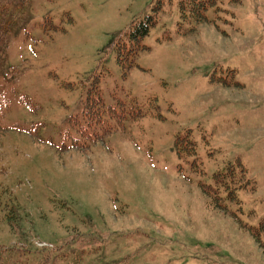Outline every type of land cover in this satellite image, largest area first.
<instances>
[{
    "label": "rangeland",
    "instance_id": "374dc122",
    "mask_svg": "<svg viewBox=\"0 0 264 264\" xmlns=\"http://www.w3.org/2000/svg\"><path fill=\"white\" fill-rule=\"evenodd\" d=\"M179 1L0 0V264H264V0L182 32ZM155 13L124 77L115 45ZM96 75L146 111L102 139L77 123Z\"/></svg>",
    "mask_w": 264,
    "mask_h": 264
},
{
    "label": "trees",
    "instance_id": "16d2710c",
    "mask_svg": "<svg viewBox=\"0 0 264 264\" xmlns=\"http://www.w3.org/2000/svg\"><path fill=\"white\" fill-rule=\"evenodd\" d=\"M218 1L219 0H180V21L178 22L179 31H184V26L187 22L198 23L207 19V10L211 7H215ZM158 9L159 7L156 8V13ZM156 13L146 16L144 20L132 23L125 34L121 36L120 41L116 43V60L123 70L124 77L127 76L128 70L136 64L135 62L138 53L147 48L141 42L150 33L152 26L156 23ZM99 81L100 76L96 75L89 88L88 99L85 102L81 118H78L77 123L80 124L83 132H86L87 134H89V129L97 128L98 126L101 127L103 130L102 133L96 132L95 136L102 139L103 136L113 128V125L110 123L111 119H116L117 122H122L127 118L138 119L139 117H143L146 114V111L137 103L128 105L127 101L124 99L116 98L115 102L112 104H106L101 93ZM150 105H158L156 97L151 99ZM72 139L75 147L81 146L78 138ZM175 146L179 157L197 154L196 142L192 139L179 137ZM194 164L197 165V161H194ZM244 172L245 168L238 160H236V162L228 164L224 169L217 171L214 174L216 187L205 185V191H212L213 194H216V201H218L219 199H223V197L219 195V192L223 188L228 191L229 198L236 199L238 198L236 190L246 185V182L239 183L244 176ZM238 183L239 185L237 186ZM223 205L226 206L225 204ZM263 228L264 225L261 224L260 227L252 226L251 230L256 237L259 234V231Z\"/></svg>",
    "mask_w": 264,
    "mask_h": 264
}]
</instances>
